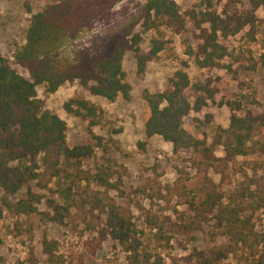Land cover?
<instances>
[{"label":"trees","instance_id":"1","mask_svg":"<svg viewBox=\"0 0 264 264\" xmlns=\"http://www.w3.org/2000/svg\"><path fill=\"white\" fill-rule=\"evenodd\" d=\"M47 1L44 8L32 14L24 40L15 47L12 58L0 54V216L5 209L18 219L41 215L50 223L63 224L76 210L85 223L84 232L96 236L88 241L89 252L94 255L105 243H112L113 248L126 254L128 264H166L164 252L175 234L188 235L203 225L211 226L216 237L229 243L220 249L196 250L184 259L186 264H234L239 254L236 264H264V194L253 198L249 194L234 195L227 201L222 190L225 179H229V167L238 157L264 156V145L254 141L259 129L264 128V114H253L240 103L227 102L232 112L230 123L218 130L213 145L207 147L184 128V123L191 113H199L214 102L219 89L211 80L193 84L186 71L188 64L183 62L165 90L144 92L148 112L144 135L160 137L171 144L175 154L189 151L195 158L183 160L172 184L152 182L146 197L149 205L139 200L131 206L112 180L108 166L94 171L82 168L81 159L87 151L68 146L65 122L44 107L37 88L44 86L54 93L66 83L78 82L91 95L108 102L129 100L132 89L123 68L126 54H135L137 73L143 74L168 41L159 35L151 38L148 51L141 53L142 35L128 26L101 50L74 49L66 57V49L91 21L124 0ZM214 2L222 4L223 9ZM26 7L31 12L30 6ZM261 7L264 0H206L199 12L188 13L199 42L196 49L188 47L186 55L194 57L200 68H223L227 48L220 39L253 28L255 11ZM142 18L146 33L157 30L160 34L158 30L164 27L180 34L186 27L174 0H147ZM18 69L26 71L28 77ZM64 108L84 120L88 134L101 145L93 129L101 125L103 110L80 98L70 100ZM219 148L222 157L216 155ZM211 171L221 176L219 184L210 177ZM34 182L53 196L52 209L40 211L43 195L29 190L15 202L2 197L17 196ZM80 197L87 200L82 208L78 207ZM154 201L167 205L175 201L173 214L154 212ZM20 226L16 221L17 230ZM59 246L58 240L44 237L45 264H65Z\"/></svg>","mask_w":264,"mask_h":264},{"label":"rangeland","instance_id":"2","mask_svg":"<svg viewBox=\"0 0 264 264\" xmlns=\"http://www.w3.org/2000/svg\"><path fill=\"white\" fill-rule=\"evenodd\" d=\"M146 1L124 0L118 3L110 11L91 21L64 53L69 57L74 49L99 51L115 34L128 26H133L134 32L142 35L141 53L148 51L151 38L161 36L168 41L165 49L147 65L143 74L137 73L135 54H126L123 68L132 89L129 100L118 98L114 102H108L91 95L78 82L66 83L54 93L47 92L44 86L37 88L38 98L43 101L44 107L65 122L68 146L87 151L88 154L81 159L82 168L94 171L108 166L112 171V180L123 192V199L130 202L131 206L139 200L144 205H149L146 197L152 182L172 184L183 160L195 158L189 151L175 154L171 144L160 137L146 138L144 135V123L148 116L143 101L144 92L165 90L169 78L181 68L183 62L188 64L186 71L193 84L211 80V84L219 89L214 102H209L199 113H191L184 123V128L197 139L203 140L207 147L213 145L218 130L227 128L230 123L232 112L226 106L227 102L240 103L253 114H264V7L255 11L256 22L253 28L246 27L235 36L220 39L221 44L227 48V56L222 62L224 67L204 69L196 64L194 57L187 56L186 51L188 47L196 49L199 42L196 39L198 31H195L188 13L199 12L205 7L206 0H174L186 21V27L180 34L161 27L158 30L161 35L157 30L143 32L142 15ZM47 3V0H0L2 56L12 58L15 47L24 40L32 14L40 11ZM214 4L223 9L222 4ZM26 5L30 6L31 12H28ZM237 7L242 8L240 5ZM18 71L28 77L26 71ZM188 94L191 92L188 91ZM77 98L91 101L103 110L101 125L93 129V135L101 138L99 146V141L88 134L87 123L64 108L67 102ZM254 141L264 145V128L259 129ZM216 155L223 156L221 148ZM72 168L73 166L67 169ZM228 175L229 179H225L222 185L227 201L234 198V195L249 194L253 198L264 194L262 154L238 157L235 165L229 167ZM210 177L216 184L221 182V176L214 171H211ZM26 190L43 195L40 211L52 209L53 196L40 190L36 182L28 184L17 196L8 197L3 194L2 197L15 202L25 195ZM111 195L120 196L115 192ZM78 200V207L81 208L87 201L85 197ZM175 205V201L168 205L164 201H154L151 204L154 212H164L166 216L173 214L171 207ZM0 206L2 207L1 201ZM175 216L174 222L178 223ZM81 218L80 213L73 210L63 224H53L41 215L22 216L18 219L3 209L0 216V264H45L42 241L46 236L59 241L58 253L65 264H128L126 254L113 248L112 243H105L102 250L92 255L87 244L96 236L84 232L85 223ZM16 221L21 224L19 230L15 227ZM261 231L264 232V226ZM228 243L227 239L216 237L211 226L203 225L188 235L177 233L164 252L166 264H173L172 259L178 264H186L184 259L190 253L220 249ZM240 255L233 259L234 264Z\"/></svg>","mask_w":264,"mask_h":264}]
</instances>
